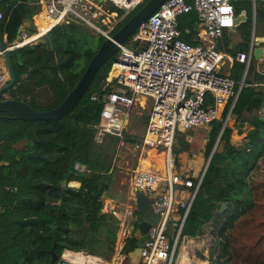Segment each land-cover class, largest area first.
I'll use <instances>...</instances> for the list:
<instances>
[{"label": "trees", "instance_id": "16d2710c", "mask_svg": "<svg viewBox=\"0 0 264 264\" xmlns=\"http://www.w3.org/2000/svg\"><path fill=\"white\" fill-rule=\"evenodd\" d=\"M146 1L124 16L112 34ZM38 2L13 0L7 6L0 19V36L6 35L7 44L15 40L24 21L38 12ZM109 8L123 15L115 6ZM240 15L244 18L218 43L220 51L232 56L248 51L253 33L264 23V0H239L235 18ZM197 21L195 13L179 18L181 37L190 45L199 44L194 30ZM234 29L238 42H233L232 50L230 32ZM46 36V42L10 51L17 80L2 100L24 101L38 110L55 108L75 87L105 40L75 20L56 25ZM112 60L99 69L78 104L58 121L13 120L0 113V264H52V251L59 257L65 251H76L111 258L117 220L102 211V197L109 189L110 157L117 144L111 145L107 138L95 143L102 104L91 97L102 93ZM250 68L229 120L236 127L247 124L251 129L236 147L231 142L233 126L224 125L227 110L209 125L206 160L219 138L218 145L179 236V241L199 237L210 227L216 238L209 264H228L245 252L246 264H264V204L258 208L264 199V183L254 177L264 162V88L250 81ZM243 72L244 65L234 61L230 77L237 85ZM238 133L243 130L239 128ZM179 145L173 147L176 160L187 150L185 141ZM70 182L79 186L72 187ZM242 235L245 240L241 242ZM136 241L135 236L127 240L126 257ZM242 248L245 252H237Z\"/></svg>", "mask_w": 264, "mask_h": 264}, {"label": "built area", "instance_id": "2783aa9c", "mask_svg": "<svg viewBox=\"0 0 264 264\" xmlns=\"http://www.w3.org/2000/svg\"><path fill=\"white\" fill-rule=\"evenodd\" d=\"M238 1L165 0L127 39L134 49L125 43L119 45L102 93L91 97L102 104L95 143L101 144L107 136H113L118 139V147L126 142L125 130L132 108L144 107L142 98L151 103L145 130L141 139L133 143V149L140 154L144 150L154 151L163 158V170L137 169L132 191L134 194L135 190H140L148 196L160 220L148 229L140 264L173 263L177 241L203 178L204 169L196 178V184L191 177L175 172L173 147L178 132L209 126L226 110L224 122L227 124L244 85L242 80L237 85L229 75L219 72L223 61L228 59L242 63L247 73L253 59L252 44L247 52L236 56L218 49L224 33L234 28L235 3ZM141 2L41 0L47 25L31 34L23 29L13 44L6 45V50L41 41L53 27L68 20L110 37V31L97 24L110 26L116 22L119 13L110 11L109 6H115L126 16ZM190 13L197 15L204 36L201 35L202 42L198 45H190L181 37L179 18ZM0 55L4 56V51L0 50ZM261 73L264 75V61ZM8 80L7 67L0 65V87ZM262 113L264 115V108ZM182 187L190 190L187 198L176 195L183 193ZM131 229L124 234L132 233ZM114 252L117 253L112 261L85 253H63L56 264H125L128 258L124 252V257L120 255L122 247L116 246ZM77 255L83 259L78 260Z\"/></svg>", "mask_w": 264, "mask_h": 264}, {"label": "rangeland", "instance_id": "374dc122", "mask_svg": "<svg viewBox=\"0 0 264 264\" xmlns=\"http://www.w3.org/2000/svg\"><path fill=\"white\" fill-rule=\"evenodd\" d=\"M143 1V0H142ZM109 5L106 3V6ZM112 7V6H111ZM136 10V9H135ZM118 12V11H117ZM124 18V15L118 16L115 18V23L107 26L104 24H100L98 22L97 24L103 28L105 31H114L118 23ZM88 28L91 32H93L96 36L100 34L99 32L93 30L92 28L85 26ZM231 34V41L236 42L238 40V36L235 33V29L230 32ZM102 35V34H100ZM125 45L130 48L134 49V46H131L129 41L125 42ZM229 63L224 60L223 64L220 66L219 72L225 74L228 70ZM42 104V102H40ZM151 105L150 101H146V104L144 107L135 106L132 108L131 113L128 118L126 130H125V136H126V142L124 145L118 147V139L113 136H107V141L111 145L117 144L115 148H113V154L111 155V167H112V173L110 182H109V189L104 193L102 200H103V212L113 215L116 220V238H115V247L118 248L122 247V252L120 253L121 256L124 257V246L127 242V240L131 237H138L139 231H138V222H139V216L135 213V203L134 198H132V202L129 201V198L131 197V179L133 180V176L137 170V168L140 166L139 160V153L138 151L133 149V143L141 139V136L145 130L149 109ZM222 117H220L221 119ZM218 119V120H220ZM229 126H233L234 132L232 134L231 142L236 147L241 146L244 143V135L246 134V131L249 129V125L244 124L240 127L234 126L233 120H229L228 122ZM242 129L243 133H238V129ZM210 126H200L195 127L193 129L187 130L185 132H182L178 134L175 138V144L176 146H180V141H185L187 143V150L186 152H183L181 157V153L178 154L177 160H179V165L175 163V168L177 171L181 168V166H186L189 169H192L194 167L193 165L196 164L197 156H201L202 162L198 164V166L201 170L204 169L202 167V163L206 164V158L204 151L206 149V143H207V136L209 132ZM112 137V138H108ZM129 139V140H128ZM152 154L150 153L147 156V159L141 163L142 166L140 168H149V162L152 158ZM180 157V158H179ZM204 158V160H203ZM176 161V156H175ZM204 161V162H203ZM139 163V165H138ZM158 165L160 162L157 160L156 162ZM204 164V165H205ZM202 167V168H201ZM138 168V169H140ZM254 177L258 182L264 183V162L261 163L259 170L256 171L254 174ZM79 186V185H78ZM264 189V186L262 187ZM178 197H181V194L179 192L176 193ZM106 198H111L112 202L107 203L108 200ZM264 200V199H263ZM262 199L260 201H263ZM259 201V202H260ZM128 202H131L128 204ZM130 226V227H129ZM133 228L132 233H127V236L124 234L126 231H130V228ZM211 228L205 227L204 235L195 237V238H188L184 237L180 241H177L176 245V251L174 253L173 257V263L172 264H180L181 261H183V255L186 257L185 264H209V253L211 250L212 242L215 241L216 235L214 237L211 235ZM243 234V233H242ZM243 235L240 237V241L242 242ZM121 245V247H120ZM68 253V252H64ZM69 253H85L90 254L87 252H69ZM117 252H113L110 259H105L101 256L94 255L97 257H101L104 260L112 261L114 259V256ZM246 254V252H245ZM244 254V256H245ZM68 255V254H67ZM203 256V258H202ZM244 256H239L237 261L239 264L243 262ZM237 261H233L232 264H237ZM127 260L125 261L126 264ZM128 264V262H127Z\"/></svg>", "mask_w": 264, "mask_h": 264}, {"label": "water", "instance_id": "95a60500", "mask_svg": "<svg viewBox=\"0 0 264 264\" xmlns=\"http://www.w3.org/2000/svg\"><path fill=\"white\" fill-rule=\"evenodd\" d=\"M2 0H0L1 2ZM102 3L104 0H97ZM165 0H147L143 6L131 16L114 34L110 37H105V40L100 45L97 53L90 60L86 67L84 74L77 82L75 87L66 95L63 101L51 110H38L30 106L24 101L16 99L2 100V95L9 89H11L16 83V74L13 68V64L10 57V51L6 50L5 42L0 37V50L4 51L6 59V66L9 73V80L6 84L0 87V113H5L6 117L13 120H25V121H37V120H52L58 121L64 118L79 102L83 95L91 85L96 73L99 69L111 58L114 59V55L118 51L119 45L124 44L127 39L142 25L164 2ZM244 16L240 15L234 19V27L243 19ZM253 22L255 23V3H253ZM253 23V25H254ZM24 26L21 25L17 32V39ZM253 37V35H252ZM41 40L47 41V36L44 35ZM254 44V38H252V46ZM231 49H235V45L231 44ZM262 53V49L253 47V57L259 59ZM246 71L244 70L242 81H245ZM235 104V103H234ZM234 106V105H233ZM226 125V123H224ZM219 138L214 145V148L206 161L204 173L210 163L211 157L218 145ZM203 173V175H204ZM135 203V212L139 216L138 231L139 236L135 243L134 248L127 254L128 264H140L141 262V249L143 242L147 239V232L151 225H157L160 217L155 213L151 200L146 194L140 190H135L133 194ZM60 257L52 251V261H59Z\"/></svg>", "mask_w": 264, "mask_h": 264}, {"label": "crops", "instance_id": "0c3cea01", "mask_svg": "<svg viewBox=\"0 0 264 264\" xmlns=\"http://www.w3.org/2000/svg\"><path fill=\"white\" fill-rule=\"evenodd\" d=\"M12 1L13 0H2L0 2V13L3 14V12L7 8V6L10 5ZM38 5H39L38 12L33 15V17H32L31 20L24 21V23L22 24L24 26V30L27 31L29 34L35 32V30L42 29V28H44L47 25V22L44 19V14H43L44 6L41 4V0H39ZM197 23H198V21L195 22L194 30L196 32L197 40L199 41V44H200L202 42L201 35H202V37H204V36H203V34L201 32V28H200L199 23L198 24ZM1 38L5 42V45L13 44L17 40V36H16L15 40L12 43L7 44L6 43V35L4 34L3 37H1ZM252 38H254L253 47L254 48L255 47L261 48L262 49V53H261V56H260L259 59H256V58L253 57L252 61L250 62V65H249V67H251V68H250V72H249V75L248 76H249L250 81L253 82L254 86H257L259 88H262V87L264 88V75L261 73V66H262V63L264 61V23L259 24V26L257 28L256 34L253 33V37H251V41H252ZM251 41H250V46L252 44ZM41 42H43V41L41 40V41H38V42L33 43L31 45L39 44ZM237 42H238V40H237ZM229 56H232V55H229ZM226 61L229 63V67H228V70H227V72L225 74L230 76L231 67H232V64H233L234 61H231V60H228V59H226ZM0 65L3 66V67H5V68L7 67L6 66L5 56H1L0 55ZM221 74H223V73H221ZM246 75H247V73H246ZM242 76H243V74H242ZM241 80H242V78H241ZM146 101H149V100H147L145 98H142L141 99V103L143 105L146 104ZM149 106H150V104H149ZM248 128H249L248 130L251 129L250 126ZM247 131H246V133H247ZM182 132H185V131H180V132H178V134H180ZM245 135H244V137H245ZM184 152H186V151H184ZM150 153H153V154H152V158L150 159V162H149V168L147 167L145 169H150V170H153V171L163 170L162 169L163 168V158L161 156L156 155L155 152L154 151H151V150H144L143 152H141V154L139 153V160H138V162L140 163V166H142L141 163L144 162L147 159V156ZM182 153H181V157H183ZM196 159H197V162H196L195 165H193L194 167H192V169H189L186 166H181V168L178 169L179 171H177L176 168H175V172L177 174L181 175V176H189L192 179H196L200 175V173L202 172V170H203V169L201 170L199 168L201 166V164H200V166H198V164L202 162L201 156H197ZM157 160L160 162L159 165L156 163ZM203 160H204V158H203ZM139 163H138V165H139ZM175 163L177 165H179V160H176ZM204 164L205 163H202V167H205ZM140 166L138 168H140ZM140 169H144V167L143 168H140ZM69 185L72 186V187H78L79 183L78 182H70ZM130 186H131V191H130L131 197L129 198V201L132 202L133 201L132 200V198H133L132 179H131V185ZM182 189H183V193L181 194V196L183 198H187L189 196L190 190L189 189H185L183 187H182ZM105 199L108 200L107 203L112 202V199L111 198H106L105 197ZM131 202H128V204L131 203ZM262 204H264V202H262V201L259 202V204H258V208L259 209H261V205ZM246 233H247V230L244 231V235H246ZM243 240H245V236H244ZM234 249H238V248H234ZM65 252H68L69 253V252H76V251H65ZM237 252H245V251H244V248H242V250L239 249V250H237ZM65 254H67V253H65ZM182 258H183V261H181L180 264H185L184 261H185L186 257L183 255ZM234 260L237 261L238 259L235 258ZM233 261L230 262V263H228V264H232ZM237 264H239L238 261H237ZM241 264H246V263L243 261Z\"/></svg>", "mask_w": 264, "mask_h": 264}, {"label": "bare ground", "instance_id": "6f19581e", "mask_svg": "<svg viewBox=\"0 0 264 264\" xmlns=\"http://www.w3.org/2000/svg\"><path fill=\"white\" fill-rule=\"evenodd\" d=\"M77 259L82 260L83 258L81 257V255H77Z\"/></svg>", "mask_w": 264, "mask_h": 264}]
</instances>
